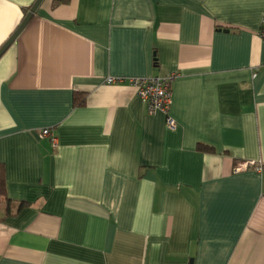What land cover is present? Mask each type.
Segmentation results:
<instances>
[{
	"label": "crops",
	"instance_id": "crops-1",
	"mask_svg": "<svg viewBox=\"0 0 264 264\" xmlns=\"http://www.w3.org/2000/svg\"><path fill=\"white\" fill-rule=\"evenodd\" d=\"M35 1L0 0V47ZM262 17L42 0L0 56V264H264ZM171 74L174 129L106 82Z\"/></svg>",
	"mask_w": 264,
	"mask_h": 264
},
{
	"label": "built area",
	"instance_id": "built-area-1",
	"mask_svg": "<svg viewBox=\"0 0 264 264\" xmlns=\"http://www.w3.org/2000/svg\"><path fill=\"white\" fill-rule=\"evenodd\" d=\"M259 34L264 38V17L261 19ZM175 75L171 74L164 77L146 76V77H131L128 79L107 78V83H122L126 82L133 86L136 90V95L145 102L149 114L161 112L165 115L166 125L174 129L176 122L169 113L172 102V81ZM41 137H49L52 145H57L56 137L47 128L40 133ZM248 165H254L253 162L239 163L234 167L235 171L246 169ZM259 169V168H258Z\"/></svg>",
	"mask_w": 264,
	"mask_h": 264
},
{
	"label": "water",
	"instance_id": "water-1",
	"mask_svg": "<svg viewBox=\"0 0 264 264\" xmlns=\"http://www.w3.org/2000/svg\"><path fill=\"white\" fill-rule=\"evenodd\" d=\"M42 0H36L33 5L30 7L29 11L24 16L22 22L19 24L17 29L12 33V35L2 44L0 47V56L6 51V49L15 41L19 33L23 30L25 25L28 23L35 10L39 6Z\"/></svg>",
	"mask_w": 264,
	"mask_h": 264
},
{
	"label": "trees",
	"instance_id": "trees-1",
	"mask_svg": "<svg viewBox=\"0 0 264 264\" xmlns=\"http://www.w3.org/2000/svg\"><path fill=\"white\" fill-rule=\"evenodd\" d=\"M83 99L80 98L79 95H75L74 97V103L75 104H82ZM3 166L0 163V196L5 197L6 196V186H5V182H4V175H3Z\"/></svg>",
	"mask_w": 264,
	"mask_h": 264
},
{
	"label": "rangeland",
	"instance_id": "rangeland-1",
	"mask_svg": "<svg viewBox=\"0 0 264 264\" xmlns=\"http://www.w3.org/2000/svg\"><path fill=\"white\" fill-rule=\"evenodd\" d=\"M235 166H236V165H235ZM248 166H249V165H248ZM248 166H247V167H248ZM259 168H260V167H259ZM0 197H1V196H0Z\"/></svg>",
	"mask_w": 264,
	"mask_h": 264
}]
</instances>
